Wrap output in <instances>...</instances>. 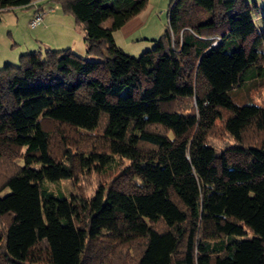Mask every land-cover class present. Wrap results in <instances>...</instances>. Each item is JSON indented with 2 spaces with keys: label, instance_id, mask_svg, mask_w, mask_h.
Returning <instances> with one entry per match:
<instances>
[{
  "label": "trees",
  "instance_id": "16d2710c",
  "mask_svg": "<svg viewBox=\"0 0 264 264\" xmlns=\"http://www.w3.org/2000/svg\"><path fill=\"white\" fill-rule=\"evenodd\" d=\"M54 1L86 56L47 48L0 68V162L22 159L0 186V264H264V107L232 96L264 70V6L170 0L164 33L132 56L114 33L148 0ZM223 117L235 144L218 150ZM115 157L128 165L82 204L45 185Z\"/></svg>",
  "mask_w": 264,
  "mask_h": 264
},
{
  "label": "rangeland",
  "instance_id": "374dc122",
  "mask_svg": "<svg viewBox=\"0 0 264 264\" xmlns=\"http://www.w3.org/2000/svg\"><path fill=\"white\" fill-rule=\"evenodd\" d=\"M169 1L170 0H148V5L152 4L154 6L150 12L151 19L149 23H152L151 25L147 23L138 31V33L149 31L151 33H155L156 30L157 32L160 31V28L161 33H163L164 28L167 27L168 24L167 8ZM46 6L53 7L56 10L59 8L58 3L54 0L47 2ZM34 11L35 7H18L11 10L0 11V48L3 50V52H5L6 57L7 54L12 57L15 56V59H5L11 61L8 62L9 64L19 65V58L23 52L28 53V51H41L44 54L47 50V45L43 43L42 40H39L44 39V37L41 36V33L39 35L38 32L44 23L37 28H32L29 25V22L34 15ZM48 15L45 16L44 20H46ZM254 21L258 27V30L261 31V17L254 16ZM75 31H77L76 28ZM138 37L139 36L134 39L132 38L127 42H125V40L121 41L118 36L117 39L122 48L132 56H140L143 52L148 49H152L155 46L154 42L150 40L142 39L138 41ZM83 39L84 38L82 36V40ZM60 45H63V43ZM259 51L262 57H264V42L260 46ZM2 64H0V66ZM4 65L5 64H3L1 68L4 67ZM255 73L258 75V78H256V84L252 81H249L247 86H244V89L234 90L232 96L236 103L241 105L243 103L254 102L257 105L264 107V70L257 69ZM177 106H183L184 111L191 112L193 110L192 106H194V101L184 100L183 103H179ZM225 118L226 117H223L222 119L216 121L215 127L208 137L209 144L218 150L228 146H233L235 144L233 138L224 128ZM245 140L246 143H253L256 139L254 137L252 139H248L246 136ZM22 152H24V150ZM115 158L116 159L112 168L87 170L76 180V182H74L72 179H61L58 182H46L45 185L56 195L63 194L67 198L75 200L76 203L82 204L84 203L83 200L85 198L92 197L101 185L109 186L112 179L114 178V175L125 168L129 163L127 159L119 157ZM19 164H22L21 158H18L14 162H11L7 159H3L0 162V186L10 175L17 171ZM112 172H114V174ZM6 192H8V190H5L3 195H5ZM132 251L135 254L137 253L136 248H133Z\"/></svg>",
  "mask_w": 264,
  "mask_h": 264
},
{
  "label": "crops",
  "instance_id": "0c3cea01",
  "mask_svg": "<svg viewBox=\"0 0 264 264\" xmlns=\"http://www.w3.org/2000/svg\"><path fill=\"white\" fill-rule=\"evenodd\" d=\"M247 1H253V0H247ZM255 1L258 2L260 8L264 6V0H255ZM153 8L154 6L152 4L147 5V7L143 11L130 18L120 29H118L114 33L115 41L119 47L122 48V46L118 42L117 36L120 38L121 41L125 40V42L131 40L132 38L134 39L137 36H139L138 41L145 39L154 42L155 39L159 38L164 33L166 27L164 28L163 33H161V28L160 31L157 32L156 30L155 33H151L150 31L138 33V31L142 27H144L147 23L151 25L152 22L149 23L151 19L150 12ZM48 14L46 20H44L43 22L44 25H42L43 23H41L40 25L42 26L38 30L39 35L41 33V36H43L44 39H39V40H42L43 43L47 45V48L59 50L70 47L79 55L86 56V46L84 39L82 40V36L84 38L85 32L81 24L77 23L74 16L73 15L70 16V14L64 13L61 10L60 5L57 10L54 8L53 12H49ZM40 25L37 27H40ZM75 28L77 31H75ZM62 43L63 45H60ZM5 59H15V56L12 57L9 54H7L6 57L5 52H3V50H1L0 48V64H2V62L3 64H7L8 62H11ZM88 59L93 61L100 60V58L93 55L89 56Z\"/></svg>",
  "mask_w": 264,
  "mask_h": 264
},
{
  "label": "built area",
  "instance_id": "2783aa9c",
  "mask_svg": "<svg viewBox=\"0 0 264 264\" xmlns=\"http://www.w3.org/2000/svg\"><path fill=\"white\" fill-rule=\"evenodd\" d=\"M53 11V9L51 7H48L47 9L44 10H38L35 12L34 16L32 17L31 21H30V26L32 28H35L36 26H38L40 24V22L43 20L44 16L48 13ZM220 39L218 38L215 42L214 45L219 43Z\"/></svg>",
  "mask_w": 264,
  "mask_h": 264
}]
</instances>
